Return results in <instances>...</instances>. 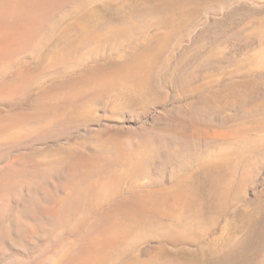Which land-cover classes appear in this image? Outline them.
Listing matches in <instances>:
<instances>
[{
	"label": "rangeland",
	"instance_id": "obj_1",
	"mask_svg": "<svg viewBox=\"0 0 264 264\" xmlns=\"http://www.w3.org/2000/svg\"><path fill=\"white\" fill-rule=\"evenodd\" d=\"M33 3L0 63V264H264V0H0V55Z\"/></svg>",
	"mask_w": 264,
	"mask_h": 264
},
{
	"label": "bare ground",
	"instance_id": "obj_2",
	"mask_svg": "<svg viewBox=\"0 0 264 264\" xmlns=\"http://www.w3.org/2000/svg\"><path fill=\"white\" fill-rule=\"evenodd\" d=\"M24 4H26L25 2H23ZM23 3H21V6L22 7H20V11H22L23 9H24V7H25V5L23 4ZM29 3H30V0H29ZM32 3V2H31ZM41 4V3H40ZM39 4V5H40ZM31 5V4H30ZM38 6V4H36V5H34V3H33V6H31V8H30V6L29 7H27L25 10H24V13H23V16H24V20H22V21H20L19 20V23H17V24H14V25H12V28H7V29H9L10 31H11V33L8 35V39H6V40H12V42H13V44L10 46L11 48H13L11 51H6L7 53H4V54H2V55H0V63H3V62H5V60H8V59H6V56H8L9 55V53H10V55H9V58L11 57V55L13 54V53H15L17 50H19L20 48H23V47H25V46H27L28 45V43H30L31 42V39H32V36H34L33 35V33H35L34 32V29L38 26L37 25V19L36 18H38L37 16H36V13L39 15V13L37 12V9H39V7H37ZM42 15V14H41ZM22 16V15H21ZM41 18V17H40ZM39 18V19H40ZM38 19V20H39ZM37 25V26H36ZM36 26V27H35ZM40 26V25H39ZM6 28V27H5ZM37 29H39V28H37ZM36 29V30H37ZM35 30V31H36ZM39 31V30H38ZM7 33L6 32H4L3 33V35H6ZM22 39H23V41H22ZM2 47V44H0V48ZM6 47V46H5ZM4 47V48H5ZM1 50V49H0ZM2 51V50H1ZM13 52V53H12ZM264 59V58H263ZM9 62V61H8ZM7 62V63H8ZM52 66V65H51ZM50 66V67H51ZM32 72V71H31ZM30 74V73H29ZM34 74H35V72L33 73V74H31V75H33L34 76ZM85 75V74H84ZM88 75V74H87ZM96 75V74H95ZM94 75V76H95ZM25 76V75H24ZM28 76V75H27ZM86 76V75H85ZM29 77V76H28ZM82 77V76H81ZM93 77V76H92ZM96 77V76H95ZM101 77H102V75H101ZM31 78V77H30ZM85 78V77H84ZM98 78V77H97ZM26 80L27 79V77H25V78H23V80ZM79 79V78H78ZM83 79V78H82ZM80 80L79 82L78 81H75V82H77V83H74L75 84V86L74 87H79V86H81L83 83V80ZM88 79V78H87ZM86 79V80H87ZM21 80H22V78H21ZM25 80L24 81H21V82H25ZM28 80H29V78H28ZM27 80V81H28ZM19 82H20V79H19ZM91 82V81H90ZM92 82H93V80H92ZM91 82V83H92ZM17 83V82H16ZM90 84V83H89ZM66 88V87H65ZM67 89H69L68 87H67ZM67 89H64V88H60V89H56V94L55 95H63V96H66L67 97V95L68 94H70V90L69 91H65V90H67ZM71 89H73V88H71ZM71 95V94H70ZM69 95V96H70ZM56 96V97H57ZM60 97V96H59ZM72 97V96H71ZM58 98V97H57ZM62 98V97H61ZM65 98V97H64ZM68 98V97H67ZM66 98V99H67ZM62 109V108H61ZM51 110V109H50ZM50 110H47L44 114L46 115V116H49V115H52L51 114V111ZM60 110V109H59ZM58 112V111H57ZM59 114H61V111H59L58 112ZM58 114V115H59ZM44 116V115H43ZM46 116H44V117H46ZM43 117V118H44ZM176 158V157H175ZM101 167V166H100ZM89 171V170H88ZM99 171V170H98ZM93 172H95V170L93 171ZM100 172V171H99ZM98 172V173H99ZM68 175L70 174V173H67ZM67 174H65V175H67ZM95 174H97V173H95ZM71 175V174H70ZM95 176V175H94ZM69 178V177H68ZM71 180L70 181H72V186H77L76 188H78V193H79V196H84V191H86L87 193L89 192V191H92L93 189H94V186L93 185H91V182H90V176L88 175V173H87V171L85 172V171H81V172H79L77 175H76V177H73L72 175H71ZM68 180V181H69ZM93 180V179H92ZM69 181V182H70ZM68 182V183H69ZM67 183V184H68ZM70 185V184H69ZM71 186V185H70ZM71 186V187H72ZM62 188H63V186H61ZM60 187V188H61ZM65 188V187H64ZM63 188V189H64ZM73 188V187H72ZM76 190V189H75ZM48 190H46V192H47ZM48 193V192H47ZM78 193H76V194H78ZM75 194V193H74ZM75 194V195H76ZM89 195V194H88ZM73 196V195H72ZM77 196V195H76ZM73 198V197H72ZM79 198V197H78ZM78 198H76V199H78ZM83 198V197H82ZM70 200V198L68 199V201ZM80 200V199H79ZM73 200L71 199L69 202H65L64 201V203H61L60 205H58V207L57 208H55V209H52L53 210V213L51 214V211H49V212H47V211H45L44 212V217H46L48 220H50L49 222H52L53 220H55V218L57 217V219H59V222H60V220H63V219H61V218H64L65 217V215L66 214H71L72 212H75L74 210H78L79 208L77 207V202H72ZM80 202V201H79ZM83 204V203H82ZM79 205H80V203H79ZM122 204H118V206H120V208L117 210V211H111V210H113V208L109 211V212H107L106 211V213H104L103 214V216H102V218H100L101 219V223L98 225V229L97 230H95V231H93V233H89L90 235L89 236H87V237H85L83 240H84V243L82 244L83 245V247L80 249V251H84V250H86L87 252H85L84 253V256H83V258L85 259L86 257H88L89 256V253H88V251L89 250H91V249H98L99 251L98 252H96L94 255H92L93 256V259H94V261L96 260V258L98 257V255H102L103 254V252L108 248V247H110L111 245H113V242L115 241L112 237H107V238H105L104 239V241H100V240H97V241H93V242H91V238L94 236V235H96V236H104V235H108V234H110L111 232H113V233H117V229H118V226H121V223L122 222H120V223H115V220L116 221H118L119 220V218L120 217H123V213H124V211H126V210H128V205H124V207H122L121 206ZM26 207V206H25ZM53 207V206H52ZM76 207L78 208V209H76ZM54 208V207H53ZM25 209H28V210H32V209H29V206H28V208H25ZM24 209V210H25ZM27 210V211H28ZM26 210L25 211H23V212H27ZM29 212V211H28ZM31 212V211H30ZM29 212V213H30ZM77 212V211H76ZM28 213V214H29ZM27 214V215H28ZM72 214H75V213H72ZM35 215H36V213H35ZM73 216V215H72ZM130 216H132L131 215V213H130ZM99 217V216H98ZM137 217H140V215H137ZM142 217V216H141ZM97 221H99V220H97ZM55 223L56 222H58V221H54ZM96 222V221H95ZM95 227V226H94ZM22 230V229H21ZM90 230V229H89ZM90 232H92V228H91V230H90ZM29 234H30V232H29ZM88 235V234H87ZM115 235H117V234H115ZM9 236V235H8ZM29 237V236H28ZM83 238V237H82ZM116 243V242H115ZM114 243V244H115ZM4 252V251H3ZM90 257V256H89ZM77 258H79V256H75V257H73V258H70L68 261H67V263L66 264H75V260L77 259Z\"/></svg>",
	"mask_w": 264,
	"mask_h": 264
}]
</instances>
